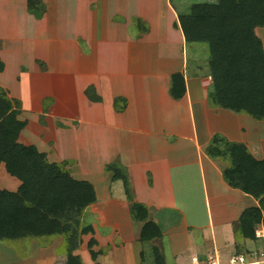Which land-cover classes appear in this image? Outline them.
<instances>
[{"label": "crops", "instance_id": "1", "mask_svg": "<svg viewBox=\"0 0 264 264\" xmlns=\"http://www.w3.org/2000/svg\"><path fill=\"white\" fill-rule=\"evenodd\" d=\"M76 1L80 8L88 10L93 15L98 13L99 5H101L98 0L97 13L94 14V12L90 10V5L86 4L88 0ZM163 1L165 10L170 17V31L181 43L178 63L173 64L175 60L171 58L170 61L173 62H171L168 65L169 68L165 70L157 71L153 75H147L145 70H143L142 75H136L137 73L135 74L134 71H138V67L140 69L144 68L138 65L134 70H131L130 66L135 63V61L129 62L127 67L122 70L127 72L129 79L144 78L145 76L146 80L154 79L156 84L151 85L152 87L151 89L149 88V90L145 88L139 92V102L135 97V95L137 96L136 90H134L135 95L131 94V91H127L126 93L117 91L116 95L122 97L116 98L115 101L119 98L128 99V101L126 100L124 111H118L116 109L112 95L108 103L114 115L122 118V120L125 118V121L135 123L137 120L136 118L139 117V113L136 111L140 107V103H142L141 106H143L149 105L152 101H155L152 107L157 109L153 112L151 118H155L154 123L156 124L157 131H151L147 127L143 129L139 126L128 128V130L137 132L139 135L141 133L147 135L154 134L156 136V141L151 151L149 150L151 153L149 160L136 163V161H133L135 158L116 155L115 158L103 163L101 172L103 177L108 180V185L105 186V192L107 193L105 196L106 201L103 203L98 197V189L95 187V180L91 178L94 174L81 168L78 156H59L55 142L52 139L46 138L47 131L44 132L45 139H43L47 143L46 145L40 143L41 139L39 141L31 134L26 135L29 127L28 123L21 118L23 115V104L31 106V103L28 104L27 99L20 91H14L12 88L7 87L0 79V86L2 88L5 90L6 88L13 90L14 94L9 95V97L18 99L22 103V111L19 115V120L26 122V127L20 133L19 142L26 146H35L39 152L47 155V159H52L53 157L55 161L50 163L62 164L70 161V166L71 162H74V168L67 166L72 177L79 181H87L95 188L97 201L88 207L83 216L89 215L88 212L91 211L92 215H89L87 218L99 221V225L98 223H95V225L93 223V233H89L91 239L87 243L88 251L83 252L82 247L84 244L83 237L89 235L86 234L82 236V249H80V247L79 250L75 252L76 255L81 257L83 264H159V262L160 264H212L214 262L217 264H229L234 256L245 254L253 259L259 254L258 251L264 252L263 224L258 225L256 228V232L258 230L263 232V237H258L256 235L255 239H237L243 213L249 208L259 207L260 203L240 190L229 187L223 179V171L227 168V164L225 163L224 166H220L217 162L218 159H211L206 154V149L211 143L213 136L215 134H221L231 142L245 144L255 158L259 160L264 159V121H257L259 125L257 132H255L258 136L257 139L253 140V137L250 138L245 136L246 133L242 135L241 132H239L241 134V136H239L240 134H236V131H241L239 127L243 125H238L237 119H245V116L246 118L253 119L252 117L247 114L237 115L224 109L216 110L209 105V93L202 98L201 92L190 89L188 86V75H185L186 64L188 63V57L185 56V49L188 46L187 43H185L186 40L180 28L177 10L173 5V0ZM16 2L21 3L22 12L36 24L45 23L49 19L53 9L50 0H42L45 6V13L41 19H38L29 13L28 0H16ZM156 3L157 0H150L149 5ZM3 5L6 4L0 0V23L8 20L6 16L8 9L6 7L3 8ZM116 13L119 14V17H121L123 21L128 20L127 18L131 14L143 17L153 29L147 37L150 39L154 34L155 22L148 14V9H140L132 13L123 11ZM113 25L125 26L123 23L119 22H115ZM127 34L128 33H126V35ZM256 34L264 44V27L257 28ZM79 35L82 36L81 34ZM78 36H76L75 39ZM82 37L87 40L92 51L91 38H87L86 36ZM6 54L7 50L5 52L0 49V62L4 66L0 74H5L8 71L9 66L6 61ZM79 55L81 58H91L92 56L91 53L85 55L80 53ZM38 57L42 58L47 64H45L43 69L38 67L39 69L37 68L38 71H36V73L40 76L43 75V77H47L45 75L50 76L52 73V66L49 59L41 56ZM21 65H23V63L19 65L16 76L21 75L22 83L20 84L15 80L19 88L25 85V82L27 83L32 75L28 68L27 72H22ZM33 65L34 67L38 66H36L35 63H33ZM122 71H118V73ZM176 73L184 74L186 83V94L183 99L178 101L174 100L170 95L171 77ZM209 78L211 79L210 75ZM99 82L102 86L100 85L99 87V85H96L98 92H96L97 90L94 88L93 89L101 98V101H93L89 98L87 92L93 86H88L84 91L86 93L84 94V103L93 107H103L106 104L105 91L107 86L103 81L99 80ZM209 83H211L210 85L212 86V79ZM40 96L42 95L40 94L37 96V99H39ZM200 98L202 101L198 103L196 100H200ZM33 103L34 100L32 101V105ZM166 104L170 105V112L175 113L176 117L173 116V113H170L172 116L167 115ZM120 106H122V103ZM184 109L185 113H183ZM216 111H219L218 114ZM45 114L47 115L46 110ZM151 118L149 120L153 119ZM225 119L229 120L228 123ZM73 120H77L78 123L75 128L74 126L67 129L54 128L58 130H80L84 124L83 121L77 115H75ZM26 140L29 142H26ZM50 141L54 143L52 148L49 146ZM54 149L55 152L53 151ZM111 164H118L125 169L130 185L132 201L128 200L123 180L115 179V173L107 171V166ZM74 169H76V174L72 173ZM2 170L3 173H5V183H2ZM136 172L140 174L139 178ZM120 183L123 185L124 199L120 198V200L113 202V198H115L114 194H116L117 186L119 187ZM21 185V181L12 177L7 172L6 165L4 163L1 164L0 190L17 192ZM114 204L123 205L124 208L121 207L122 211L112 212L110 211V207L115 206ZM134 204L143 205L147 209V222L154 223L159 227L161 232L160 237L150 241L142 240L141 236L145 222L132 219L131 213ZM108 205L111 206L107 208ZM121 218H123V222L118 220ZM99 227H102V230L99 229ZM56 239L59 240L62 238ZM92 239L97 241V244L92 248V251L97 253L96 260H93L89 249V243ZM148 245L150 246L151 253H149V251L146 253ZM55 249L57 250V248ZM45 250L47 249L33 244L27 256L31 257L30 259L16 260V256L13 254L14 252L11 250V247L0 245V254H3L1 255L3 258L2 262H6L7 264H31L34 253L41 256V264H57L58 262L56 261L64 257V255L59 254V252L56 253L55 250L54 257L48 259ZM38 251L43 255H39ZM257 252L258 254H256ZM6 256L7 258H12L16 263L6 261ZM64 258L66 259V257Z\"/></svg>", "mask_w": 264, "mask_h": 264}, {"label": "rangeland", "instance_id": "2", "mask_svg": "<svg viewBox=\"0 0 264 264\" xmlns=\"http://www.w3.org/2000/svg\"><path fill=\"white\" fill-rule=\"evenodd\" d=\"M2 1L6 4L3 5V8L8 9L6 13L8 20L0 23V49L5 52L7 50L6 61L9 67L5 74H0V79L7 87L12 88L14 91H20L27 99L28 104L31 103V106L23 104L21 118L28 123L29 127L26 135L31 134L39 141L41 139L40 143L46 145L47 143L43 139H45L44 132L47 131L46 138L55 142L59 156H78L81 168L94 174L91 178L95 180L98 197L103 203L106 201L105 196L107 195L105 186L108 185V180L103 177L101 172L103 163L115 158L116 155L135 158L136 160L133 161H136V163L149 160L151 148L156 141L154 134L141 133L139 135L137 132L128 130V128L139 126L143 129L147 127L151 131H157L154 123L155 118H151L153 112L157 109L152 107L155 101L143 106L140 103L141 105L136 111L139 113V117L136 118L137 122L135 121V123L125 121V118L122 120V118L114 115L108 103L111 95L114 101L116 98L122 97L116 95L117 91L125 93L131 91V94H134V90L137 92V96L134 95L139 102V92L145 88L149 90L152 87L151 85L156 84L154 79L146 80L145 76V79L141 77L133 80L129 79L127 72L122 71L129 62L135 61L130 66L131 70H134L138 65L144 68L140 69L138 67V71H134L135 74L137 73L136 75H142L143 70L147 75L165 70L173 62L170 61L171 58L175 60L173 64L178 63L181 43L170 31V17L165 10L164 1L157 0L156 4L149 5L150 0H99L101 5H99L97 13L98 0H88L86 4L90 5V10L94 14L97 13L93 15L88 10L80 8L76 0H50L53 9L49 19L42 24H36L28 18L22 12L20 2L18 3L16 0ZM217 1L173 0V5L177 13L187 14L194 4ZM140 9H148V14L155 22V32L150 39L147 35H150L153 29L143 17L131 14L128 16V20L123 21L116 13L119 11L132 13ZM115 22L123 23L127 32L124 27L113 25ZM126 33L128 34L126 35ZM79 34L91 38L92 51L87 40ZM76 36L78 37L75 39ZM187 46L185 56L188 57V63L186 64L185 75H188V86L193 91L198 90V92H201L203 98L211 91L212 87L209 83L211 82L209 78L211 74L209 66L210 51L206 44H187ZM80 53L83 55L91 53L92 56L91 58H81ZM38 56L49 59L52 66L50 76L45 75L47 77H43V75L40 76L36 73L40 67V69H43L47 64ZM21 63H23L21 65L22 72H27L28 68L32 75L28 79L29 81L19 88L15 80L20 84L22 83L21 75L16 76ZM33 63L38 66L34 67ZM118 71L122 72L118 73ZM99 80L107 86L105 91L106 104L103 107H93L84 103V94H86L84 91L88 86H93L91 88L98 92L96 85L102 86ZM12 89L6 88L8 95L14 94ZM40 94L42 96L37 99ZM126 100L128 101L127 98ZM196 101L200 103L202 99ZM166 108L167 115L172 116L170 113L173 112H170V105L166 104ZM218 112L216 111L217 114ZM183 113H185V109ZM75 115L84 123L80 130H58L54 128L77 127V120H73ZM173 116L176 117L175 113H173ZM150 118L152 120H149ZM225 121L228 123L229 120L225 119ZM237 124L243 126L239 127L241 131H236V134L241 132L244 135L246 133L245 136L253 137V140L257 139L258 136L255 132H257L259 125L256 120L245 116V119H237ZM53 141L49 142L51 148L54 145ZM26 142L29 141L26 140ZM53 151L55 152V149ZM48 160L49 162L55 161L53 157L52 159L48 158ZM217 162L220 166L225 165L222 160H217ZM74 166L75 163L71 162L69 167L74 168ZM72 173L76 174V169ZM2 174V183H5L3 170ZM137 177H140L139 173H137ZM114 195L113 202L120 200V198L124 199L122 183L119 187L117 186ZM111 205H108L107 208ZM121 207L123 205H115L110 207V211H122ZM88 214L92 215L91 211ZM89 215L83 216L82 226L93 227V223L99 225V221L88 219ZM118 220L124 221L123 218ZM99 229L102 230V227H99ZM83 238V252H86L88 251L87 243L91 239V235H86ZM43 241L47 240L28 238L1 242L0 245L11 247L16 260H27L31 258L27 256L33 244L47 249L45 251L48 259L54 257L55 248H57L56 253H58L60 246L63 244V239H51L47 246L42 245ZM150 250L148 245L146 253L148 251L151 253ZM258 252L260 254L261 251ZM38 254L41 255L42 253L39 252ZM1 255L3 254H0V264H7L2 262ZM40 257L34 253L31 264H41ZM64 257L66 256L64 255ZM64 257L60 258V261L57 260V264H66L67 257L66 259ZM6 259V261L16 263L10 257L7 258L6 256Z\"/></svg>", "mask_w": 264, "mask_h": 264}, {"label": "trees", "instance_id": "3", "mask_svg": "<svg viewBox=\"0 0 264 264\" xmlns=\"http://www.w3.org/2000/svg\"><path fill=\"white\" fill-rule=\"evenodd\" d=\"M28 11L41 19L45 13L42 0H28ZM177 14L186 43L206 44L209 48L210 107L264 121V44L256 34L257 28L264 27V0L199 3L189 13ZM3 67L0 62V71ZM185 94L184 74L172 75L171 97L178 101ZM87 95L101 101L93 88ZM115 106L124 111L126 100L117 99ZM21 111V101L10 98L0 86V165L4 163L7 172L22 182L17 192L0 190V243L37 238L47 240L42 243L47 246L51 239L61 237L63 244L58 252L67 257L66 264H83L75 252L81 247L82 236L93 233L92 227L82 226V218L97 201L95 188L87 181L74 179L67 169L69 162L50 163L35 146L19 142L26 127V122L19 120ZM206 154L227 164L223 179L229 187L260 203L243 213L237 234L238 240L255 239L256 228L264 225V159L255 158L245 144L231 142L221 134L213 136ZM107 171L123 180L128 200L132 201L125 169L111 164ZM131 216L145 222L143 241L161 236L159 227L147 222L148 211L143 205L134 204ZM96 244L94 239L89 243L93 260L97 258L92 251Z\"/></svg>", "mask_w": 264, "mask_h": 264}, {"label": "built area", "instance_id": "4", "mask_svg": "<svg viewBox=\"0 0 264 264\" xmlns=\"http://www.w3.org/2000/svg\"><path fill=\"white\" fill-rule=\"evenodd\" d=\"M256 235L258 237H263V232L262 231H257ZM258 255L255 256V258L251 259L248 257V255L245 254H241V255H237L234 256L231 260L229 264H264V252H261ZM212 264H217L216 262L212 263Z\"/></svg>", "mask_w": 264, "mask_h": 264}]
</instances>
